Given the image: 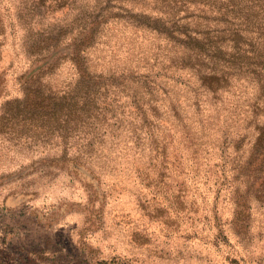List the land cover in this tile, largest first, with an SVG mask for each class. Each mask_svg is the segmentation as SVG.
<instances>
[{
	"label": "rangeland",
	"instance_id": "obj_1",
	"mask_svg": "<svg viewBox=\"0 0 264 264\" xmlns=\"http://www.w3.org/2000/svg\"><path fill=\"white\" fill-rule=\"evenodd\" d=\"M171 1L0 0V264H264V173L244 166L255 125L264 123V79L248 84L243 75L218 94L194 80L180 94L166 82L163 90L150 87L147 96L166 111L171 104L184 110L189 129H173L166 113L157 138L144 142L135 136L146 118L119 91L95 93L94 105L67 125L60 112L23 106L26 91L75 81L69 57L44 59L55 44L110 12L158 18ZM141 33L138 43L155 38ZM112 35L95 32L93 46L101 42L112 54ZM52 63L57 71L46 73ZM227 136L242 138L237 153L244 155L226 163L232 169L217 165Z\"/></svg>",
	"mask_w": 264,
	"mask_h": 264
},
{
	"label": "trees",
	"instance_id": "obj_2",
	"mask_svg": "<svg viewBox=\"0 0 264 264\" xmlns=\"http://www.w3.org/2000/svg\"><path fill=\"white\" fill-rule=\"evenodd\" d=\"M168 7L170 10L162 11V16L144 18V22L141 21L143 17L139 18L137 14L110 12L81 26L73 40L55 44L44 59L60 55L62 58L69 57L76 68L75 81L68 89H52L47 86L26 91L28 106L23 105L24 108L30 113H43L45 116L60 112V124L67 125L75 116L81 117L94 105L95 93L119 91L123 96L131 98L133 111L146 118L143 122L145 132L135 136L136 142H144L151 137L153 140L157 138L156 129L166 113L168 115L164 119L172 121L173 129L178 125L180 129H189L186 127L187 119L181 115L185 113L184 110L171 104L166 111L159 102L147 96L150 87L163 90L162 86L166 82L173 86L176 94H180L194 80L202 89L218 94L231 88L243 75L248 84L254 82L253 79L261 83V79H264V0L243 3L230 0L220 5L207 1L197 3L194 0H172ZM210 12L213 15H208ZM124 27H130L133 37L124 36ZM108 28L113 31L111 41L114 40L115 46H118L112 48V54L107 53L110 50L108 45L100 46L101 42L97 43V47L93 46L94 33L104 32ZM142 29L155 34V38H148V42L143 44L138 43ZM114 48L117 52L122 50L124 58L118 56ZM97 50L95 55L94 51ZM91 52L96 58L92 63ZM55 69L52 63L46 73L53 74L57 71ZM112 86L114 88L111 90ZM58 91L63 93L57 94ZM141 102L148 104V113L145 104ZM133 116L136 117L135 114ZM83 124L89 125V121L84 120ZM166 127L169 129V126ZM187 136L182 138L185 145L192 148ZM160 137L166 139L165 136ZM229 137L224 140L226 152L222 156L223 160L217 165H229L232 169L235 163H226L239 160L244 152L242 150L241 155L237 153V141H242V138L230 137L228 140ZM202 143L195 142L198 147ZM250 150L244 161L245 168L248 171L253 169L255 175L263 174L264 123L255 125ZM162 151L166 154L168 149L163 147ZM128 152L140 157L142 151L131 148ZM192 154L194 162L197 156L193 149ZM174 162H170L169 166H173ZM175 170L179 172L177 165ZM139 174L136 172L137 176Z\"/></svg>",
	"mask_w": 264,
	"mask_h": 264
}]
</instances>
